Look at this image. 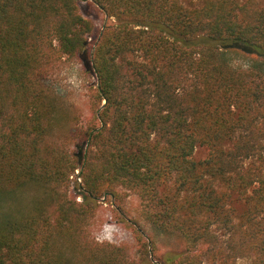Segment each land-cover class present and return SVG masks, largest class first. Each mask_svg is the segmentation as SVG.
Instances as JSON below:
<instances>
[{"label":"trees","instance_id":"trees-1","mask_svg":"<svg viewBox=\"0 0 264 264\" xmlns=\"http://www.w3.org/2000/svg\"><path fill=\"white\" fill-rule=\"evenodd\" d=\"M90 1L109 22L90 54L98 123L74 158L45 77L94 24L79 0H0V264H264V0ZM119 189L183 249L133 260L91 238L96 200Z\"/></svg>","mask_w":264,"mask_h":264},{"label":"rangeland","instance_id":"rangeland-1","mask_svg":"<svg viewBox=\"0 0 264 264\" xmlns=\"http://www.w3.org/2000/svg\"><path fill=\"white\" fill-rule=\"evenodd\" d=\"M183 2L193 5L200 1ZM79 8L82 15L94 24L92 33L87 37L85 54L62 58L50 67L45 77V83L57 97L58 109L62 111L60 124L54 129V139L74 158L85 150V130L98 123L96 111L99 99L96 96V78L91 70L90 54L103 25L109 22L103 11L90 0H79ZM246 60L248 58L235 55L233 63L245 66ZM79 181L76 171L70 176L67 192L70 198L82 201L83 190ZM35 196V192L27 191L16 198H20L22 206H26ZM13 204V197L1 202L4 209H9ZM87 227L89 236L95 241L123 245L133 260L144 255H148L149 259L166 257L177 254L184 247L177 237L155 232L141 214L140 199L127 190L119 189L116 196L106 195L96 200L95 208L88 216ZM137 229L143 231L145 243L138 241ZM238 264H245V260L239 259Z\"/></svg>","mask_w":264,"mask_h":264},{"label":"water","instance_id":"water-1","mask_svg":"<svg viewBox=\"0 0 264 264\" xmlns=\"http://www.w3.org/2000/svg\"><path fill=\"white\" fill-rule=\"evenodd\" d=\"M105 102V101H104Z\"/></svg>","mask_w":264,"mask_h":264}]
</instances>
